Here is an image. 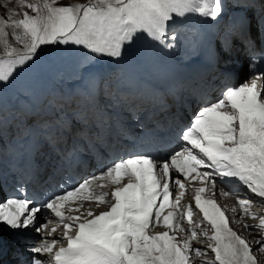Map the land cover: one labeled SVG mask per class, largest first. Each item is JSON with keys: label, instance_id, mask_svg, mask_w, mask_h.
Instances as JSON below:
<instances>
[{"label": "snow or ice", "instance_id": "6c2138e0", "mask_svg": "<svg viewBox=\"0 0 264 264\" xmlns=\"http://www.w3.org/2000/svg\"><path fill=\"white\" fill-rule=\"evenodd\" d=\"M56 2L37 0L27 3L25 6L32 15L25 11L22 19L11 23L0 21V40L6 47L5 57L0 58V82H8L14 69L32 61L43 45L75 46L78 51L87 50L95 58L110 57L119 61L123 59L124 47L133 43L139 33L171 50L176 46L178 35L175 31L167 34L168 23L174 18L198 13L215 21L223 11V0H89L87 4L61 7L55 6ZM255 3L256 0H248L250 8ZM261 24L264 25V16ZM234 25L233 31L221 43L224 52L229 49L224 48L223 43L228 42L230 48L236 32L245 35L243 21L234 22ZM5 27L12 28L14 33L20 30L16 40L23 43L22 51L3 39L7 35ZM247 33L246 38L250 39V28ZM114 75L113 84L82 63L81 86L75 95H53L44 99L34 88L26 86L20 89L18 97H12L15 108L6 103L5 96L0 93V145L7 141L19 147L26 141L35 148L40 143H47L59 153L57 145L72 133L74 120L79 128L73 134V143L85 141L92 148L93 141L89 139L92 126L98 130L96 140L106 136L109 130L108 118L98 107L101 93L114 99L118 95L124 102L144 94L153 98L157 95L148 85L137 91L140 85L133 71L121 68ZM258 79L260 77L226 90V95L218 102L200 110L181 136L191 148L175 153L170 162L158 165L147 156L121 160L106 172L80 183L74 190L31 209V201L27 199H8L0 204V222L15 230L31 225L42 208L50 210L63 225V240L67 246L53 254L56 243L53 240L40 244L33 252L50 254L55 264H191L190 251L197 257L204 255L199 249L192 248L198 235L211 241L208 248L215 254L218 264H257L249 243L229 227L221 207L215 200L202 196L207 185L215 187L213 172L202 169H213L220 176L238 178L252 193L264 198V90L257 85ZM67 106H71V119L65 113ZM172 172L178 177H172ZM104 179L116 186L110 194L108 211L94 215L88 210L86 214L65 216L63 209L70 201L94 199L98 204L107 202L105 198L109 193L96 194L92 187L93 180ZM170 181L181 190L176 200L170 199ZM184 181H199L203 185L195 189V208L202 213L210 232L197 233L195 228L200 224L192 226L194 213L191 207L183 212L179 210ZM99 187L102 185L97 184L96 188ZM250 203L249 199L238 200L244 215H253L249 212ZM166 208L172 210L163 214ZM22 217L25 218L21 223ZM185 218L189 234L177 239L170 233H184L181 219ZM161 219L167 230L150 234V225L155 227ZM256 227L264 229V217L259 219ZM40 230L36 229L37 232ZM262 239L264 236L256 243L264 251ZM32 264H42V261L33 258Z\"/></svg>", "mask_w": 264, "mask_h": 264}, {"label": "rangeland", "instance_id": "374dc122", "mask_svg": "<svg viewBox=\"0 0 264 264\" xmlns=\"http://www.w3.org/2000/svg\"><path fill=\"white\" fill-rule=\"evenodd\" d=\"M30 2H37V0H23V3L21 2V0H0V11H1L0 21H7L8 23H11L12 20L22 19L23 13L25 11L29 12V14L32 15L33 13H31V10L27 9L25 6L27 3H30ZM87 3H89V0H57L55 6L57 7L75 6L77 4H87ZM187 18H189V15H187ZM175 19H178V18H174V20ZM180 21L183 22L182 19ZM4 31L7 33V35L3 39L7 40L8 45H10L13 48H16L19 51H22L24 47L23 43L16 40V35L20 34V30H15V33H14L12 28L5 27ZM130 45H134V43H131ZM63 52H67L66 54L67 56H65ZM74 54L78 56L76 59L71 58ZM87 54H88L87 50H83V52H81V51H78L75 46L68 47V46L43 45L41 46L40 49H38L36 59L34 57L33 62L31 64L30 62H26L25 65L17 66V68L14 69L13 75L9 78L8 82H0V93H2L3 95H6L8 93V90H12V89L15 90L14 83L16 79L19 77H28V84L33 83L36 77L29 78V76H33V75L37 76L39 75V72L45 69L47 71L52 70L53 68L52 65L49 66V64L47 63L54 64V60H57L56 58H54L56 56L58 58H69L68 61L71 63L73 62L78 63L81 57L84 58V61L92 60L93 57L90 56L87 58L86 57ZM5 55H6V47H5V44L2 42V40H0V58H4ZM106 59L114 60L113 58H109V57H106ZM57 61L61 63L60 60H57ZM114 64H117L116 60L114 61ZM245 64L246 65L242 67L244 71L241 72L242 73L241 79L238 81V83H240V81H242L247 76L249 77L248 70H247L248 69L247 62ZM61 66L62 68H64L63 65ZM70 77L74 78V76L72 75ZM29 87L34 88L32 85ZM214 98H216V96ZM41 221H42V218H40V220H38L37 223L40 224Z\"/></svg>", "mask_w": 264, "mask_h": 264}, {"label": "bare ground", "instance_id": "6f19581e", "mask_svg": "<svg viewBox=\"0 0 264 264\" xmlns=\"http://www.w3.org/2000/svg\"><path fill=\"white\" fill-rule=\"evenodd\" d=\"M260 1V0H259ZM261 2V1H260ZM0 13H1V11H0ZM186 18H187V15H186ZM181 20V19H180ZM252 37H253V35H251ZM125 56V53L123 52V57ZM54 58H56L57 60H59V58L56 56V57H54ZM35 59H36V56H35ZM115 61V60H114ZM30 62V64L33 62V60L32 61H29ZM118 62V61H117ZM241 65L242 66H240L239 68H238V70H237V72H236V80H234L233 81V83L234 84H236V85H240V84H243L245 81H247V78H248V76L246 77V78H244L242 81H240V83H238V81L241 79V75H242V71H244V69L242 68L244 65H246L245 64V62H244V60H241ZM49 67V66H48ZM91 67H93V68H100V67H98L96 64H93ZM65 69H66V67H64ZM50 69V68H49ZM248 70V69H247ZM249 74V73H248ZM229 84V83H228ZM214 97H212V99H213ZM213 100H215V99H213ZM218 100V99H217ZM217 100H215V101H217ZM215 101H213V102H215ZM212 103V102H211ZM207 104H210V103H207ZM200 107V106H199ZM198 107V108H199ZM193 109H194V107H192L191 108V113H193ZM183 115H184V118H186V120H188L189 118H188V114L186 113V112H184L183 113ZM175 122H177V119H175ZM239 191H241V193H242V195L241 196H239L238 195V198L239 197H244L245 196V198H247V199H253V197H252V194H250V195H246L247 193H248V191H250V190H243V189H240ZM237 198V199H238ZM238 213H240V211L238 212ZM241 215H242V218L243 219H245V223L242 221L241 222V234H240V236H244V238L247 240V242L249 243V245H250V248H251V254L256 258V260H257V263L258 264H264V251H261V250H259L258 249V245L259 244H257L256 243V240L257 239H260L262 236H259L258 234H257V231H256V229H254L251 225H249V221L250 220H247L246 219V216L243 214V213H241ZM38 219H39V215H38V217L37 218H35V224H37V221H38ZM237 219H238V216H237ZM248 225V226H250L249 228H251V230L249 231V232H245L244 231V229H245V227H244V225ZM202 225H204L203 223H202ZM202 230V227H199L198 228V233H200V231ZM209 243H211V241H208V239L205 237L203 240H201V241H199V240H195V241H193V249H199L202 253H204V255H202V256H200V258H198L196 255H195V253H194V264H209V262H211V264H218V262L217 261H215V254L211 251V249L210 248H208V244ZM261 243L262 244H264V239H262L261 240ZM204 256H209L210 258L208 259V260H206V258H204ZM192 264V263H191Z\"/></svg>", "mask_w": 264, "mask_h": 264}]
</instances>
